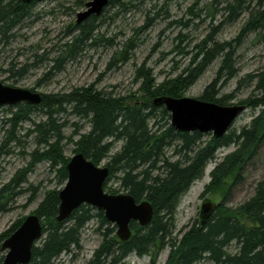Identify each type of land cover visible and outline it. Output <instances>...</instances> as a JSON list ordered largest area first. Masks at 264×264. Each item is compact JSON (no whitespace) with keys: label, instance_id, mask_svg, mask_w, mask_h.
<instances>
[{"label":"rangeland","instance_id":"rangeland-1","mask_svg":"<svg viewBox=\"0 0 264 264\" xmlns=\"http://www.w3.org/2000/svg\"><path fill=\"white\" fill-rule=\"evenodd\" d=\"M88 1L91 0L35 2L30 16L13 31V37L0 43V81L14 88L50 95L67 94L94 85L104 95L131 96L144 102L140 93L142 80H138V69L143 64L152 72L156 86H160L187 75L190 67L195 68L203 57L204 47L208 50L216 44H231L236 74L222 77L217 86L219 96H230L226 105L254 96L256 80L253 76L264 69V27L243 31L259 13L264 19V0H247L237 18L224 10L227 0H120L98 17L92 40L86 42L82 50L59 61L65 44L72 42L80 32L76 29L77 16L85 10L80 2ZM222 57L220 54L214 59L184 97L200 99L216 79ZM18 105L0 108V191L21 174L12 198L0 201V235L36 214L45 195L62 190L66 184L58 174L60 165L55 167L45 160L33 163L32 154L44 149L37 126L47 121L46 111L37 109L30 119L16 124ZM167 113L168 116L154 112L150 126L161 132L172 128L171 114ZM259 113V109L247 108L227 134L238 135L249 129ZM55 118L58 124H65L62 132L66 139L62 146L65 157L70 159L77 153V143L82 136L91 131L90 120L73 114L70 107ZM211 137L212 133L203 134L202 140L206 142ZM178 144L174 143L166 151L173 162L183 158L175 152ZM122 146V141H116L99 166H107ZM238 149L235 143L220 149L216 158L207 164L204 175L182 196L174 217L173 238L180 239L181 232L199 222L204 198L215 204L226 200L229 206L236 207L255 194L258 183L264 180V142L253 159L245 158L232 164L223 186L202 197L214 169L227 164V158ZM120 176L116 175L109 187L117 194H126L127 190L118 180ZM104 232L105 228H101L96 219L91 220L82 230L80 246L52 264H91L104 242ZM227 251L235 253L237 246L232 244ZM170 253L169 247L164 249L156 264H166ZM117 264L153 263L150 256L131 253ZM198 264L215 263L205 259Z\"/></svg>","mask_w":264,"mask_h":264},{"label":"trees","instance_id":"trees-1","mask_svg":"<svg viewBox=\"0 0 264 264\" xmlns=\"http://www.w3.org/2000/svg\"><path fill=\"white\" fill-rule=\"evenodd\" d=\"M120 2L111 0L109 6ZM80 3L85 6L84 2ZM33 4H25L22 0H0V43L8 42L13 37V31L30 16ZM225 4L224 10L237 18L244 10L243 6L247 5V0H227ZM97 20L98 17L94 16L76 27L80 32L72 42L65 44V52L59 61L82 50L85 43L92 40ZM263 20V14L259 13L248 22L243 33L264 27ZM202 51L203 57L195 68H189L187 75L168 80L160 86H156L152 72L143 64L138 69V80H142L140 93L144 102L131 96L104 95L92 85L67 94H42L39 106H17L16 124L30 119L37 109L45 110L48 115L47 121L37 126L44 149L41 153L37 150L32 154L33 163L45 160L55 167L60 165L59 177L64 183L67 181L70 159L65 157L62 146L66 139L62 132L65 124H58L55 117L70 107L73 114L86 117L91 123V131L77 143V153H83L87 159L99 165L108 157L116 141L123 142L120 152L107 164L110 174L104 185L105 190L117 194L109 183L121 174L118 179L121 187L136 200L147 199L154 209L151 224L141 227L133 222L132 237L122 242L117 237L116 226L106 219L104 212L89 205L80 206L68 220L57 221L60 191L48 192L35 212L43 219L44 236L33 248L30 264H52L63 254L71 253L72 249L80 246L82 230L93 219L100 223L101 228H105V239L91 264H117L131 253L150 256L152 263L156 264L161 252L168 247L171 253L166 264H198L205 259L215 264H264V180L258 183L255 194L240 205L232 207L224 200L205 224L196 221L192 227L181 232L180 239L172 237L174 217L182 196L204 175L207 164L216 158V153L233 143L239 145L238 151L227 158V164L214 169L212 180L202 197L223 186V179L232 164L240 163L245 158L253 159L264 142V69L253 76L256 80L254 96L240 102L247 108L259 109L260 113L250 128L242 130L240 134H226L220 139L212 136L204 142L203 134L198 132L180 133L172 128L161 132V129L154 130L150 126L154 112L160 111L168 116L165 108L153 104L154 98L163 95L184 97L186 90L220 54L223 57L218 75L200 99L226 105L230 96L220 97L217 86L222 77L230 78L236 74L232 45L216 44L208 50L204 47ZM176 142L179 144L175 152L183 158L173 162L166 156V151ZM20 175L18 173L2 188L1 202L12 198ZM22 223L23 220L0 235V264H4L3 242ZM232 244L237 246L235 253L227 251Z\"/></svg>","mask_w":264,"mask_h":264},{"label":"water","instance_id":"water-1","mask_svg":"<svg viewBox=\"0 0 264 264\" xmlns=\"http://www.w3.org/2000/svg\"><path fill=\"white\" fill-rule=\"evenodd\" d=\"M41 0H22L31 4ZM111 0H91L85 10L78 13L77 24L91 17H100ZM42 95L28 89L14 88L0 81V108L21 103L38 106ZM156 107H164L171 114L172 128L180 133L209 134L215 139L225 136L234 122L246 110L243 104L222 105L197 98H175L167 95L154 98ZM68 179L59 192L60 206L57 221L68 220L82 205H89L103 211L106 219L117 228V236L127 242L133 235L131 224L141 227L151 224L154 209L147 199L136 200L131 194H110L104 189L110 170L87 159L83 153L73 155L67 164ZM217 206L205 198L200 212L201 224H205L216 211ZM43 219L33 214L26 217L2 244L5 253L4 264H30L33 248L42 240Z\"/></svg>","mask_w":264,"mask_h":264},{"label":"bare ground","instance_id":"bare-ground-1","mask_svg":"<svg viewBox=\"0 0 264 264\" xmlns=\"http://www.w3.org/2000/svg\"><path fill=\"white\" fill-rule=\"evenodd\" d=\"M108 7H109V6H108ZM108 7H107V8H108ZM107 8H106L105 10H107ZM105 10H104V12H105ZM104 12H103V14H104ZM103 14H102V15H103ZM157 97H158V96H157ZM236 104H241V103H236ZM243 105H245V104H243ZM245 106H246V105H245ZM246 110H247V106H246ZM246 110H245V111H246ZM1 250H2V247H1ZM3 253H4V252H3ZM4 258H5V255H4ZM3 263H4V261H3ZM30 263H31V262H30Z\"/></svg>","mask_w":264,"mask_h":264}]
</instances>
